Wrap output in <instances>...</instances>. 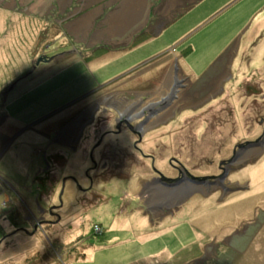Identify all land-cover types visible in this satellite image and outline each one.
<instances>
[{
  "label": "rangeland",
  "instance_id": "rangeland-1",
  "mask_svg": "<svg viewBox=\"0 0 264 264\" xmlns=\"http://www.w3.org/2000/svg\"><path fill=\"white\" fill-rule=\"evenodd\" d=\"M134 2L0 0V264H264V0H148L114 46ZM156 49L181 88L145 125L79 112Z\"/></svg>",
  "mask_w": 264,
  "mask_h": 264
},
{
  "label": "crops",
  "instance_id": "crops-1",
  "mask_svg": "<svg viewBox=\"0 0 264 264\" xmlns=\"http://www.w3.org/2000/svg\"><path fill=\"white\" fill-rule=\"evenodd\" d=\"M116 1H119V3H117L116 7L114 8L115 10L113 9L114 11L111 10V12H114V13L116 12V10H118L121 7L122 3H125L128 8H129V6L134 7V5H135L134 0H107L108 4H112V2L114 3ZM147 1L148 0H142L141 9H139L138 13L134 14L131 19H129V17H128V22H127V24H125V26L122 27V29L117 30L115 33L113 32L114 31L113 28L107 29L106 35L111 34L110 32H113L112 34H114V35H108V36H113L112 42L115 43L114 46H118V45L120 46V43L122 42V40L127 41V44H125V46L126 45H129V46L130 45H136L138 42H140L141 40L146 38V37H144V35H146V34H153V36H156L159 34V30H160L159 24L161 23V21H159V19L161 17L158 16V21L152 25H149L150 20L152 18H155L156 15L154 14V11H153L154 8L152 6H150V4ZM147 3L149 4V6L146 7ZM151 4H153V3H151ZM123 7L125 8V6H123ZM131 11H133V10H131ZM151 11H152V14H151ZM156 11H158L157 8L155 9V12ZM158 12H161V10ZM126 13H128V15H129V13L131 14L129 9ZM144 17H146V18H144ZM104 28H106L105 25H102L101 28H99L97 31L100 33L103 31ZM100 29H102V31H99ZM109 29H111V30H109ZM133 40H138V41L132 44ZM151 43H153V42H148V44H151ZM125 46H122V47H125ZM139 48H141V47H139ZM114 49H117V47H115ZM109 51H110V49H107L105 51V53H107ZM158 51H159V49H156L152 52H148L147 54H146V52H143L144 56H143V58H141L139 60V62L138 61H131L128 63V65H130V64L132 65V64L136 63V65L131 70L136 69L135 71H137V68H139L143 64H146L152 60H156L159 57H162L160 62L152 65V67H150L148 70L141 72V74H139V76L137 75L138 77H136L132 73V75L129 76V81L125 84L126 86H122V88H120V90H128V91L134 90L138 94H140V96L155 92V96H153L151 99L155 103L159 100L160 95L166 94V92H164V91L169 90L171 83L174 81L173 79L178 74H176V71L172 70L173 67L171 66V62L169 61V59L165 58V56H161V54H159ZM130 71H128V72H130ZM161 75H162V78H160V79H162V82L157 85L156 84L157 81H155V80L157 79V77H160ZM134 77H136V78H134ZM167 82L169 84H167Z\"/></svg>",
  "mask_w": 264,
  "mask_h": 264
},
{
  "label": "flooded vegetation",
  "instance_id": "flooded-vegetation-1",
  "mask_svg": "<svg viewBox=\"0 0 264 264\" xmlns=\"http://www.w3.org/2000/svg\"><path fill=\"white\" fill-rule=\"evenodd\" d=\"M155 9H156V7H155ZM155 9H153L154 14H156ZM151 14H152V11H151ZM176 74H177V72H176ZM180 85H181L180 81L174 80L171 83V86H170L169 90L166 92L165 99L166 100H171L172 96H174V94L175 95L177 94V96H178V93L180 92L179 88H181ZM129 91L128 90H122V91H116V92L115 91L114 92L110 91V93L108 94L109 96H103V94H101L102 96H100V97H102V98H99L98 100H96V101H94L93 103H90V104L88 102L87 103L88 105L85 104L87 106L84 105V107H82L79 112L84 113V110L86 109L87 110V114L89 113V115H90V112H91L93 106L95 105V103H97V104L98 103H103L105 106L109 107L110 111L113 112V113H118L119 114L120 112H122V115L127 120H133L135 118H139L136 121V122H138V124L135 127L132 126L131 124H129V125L131 126L130 129H132V130L134 128H135V130L138 129V128L140 129L143 125H145L151 119V117H149V114L152 111H155L156 109L162 107L163 105L162 106L158 105L159 100L157 101L158 103L156 102L157 104L154 101H151L152 97L155 96V92L140 96V94H138L134 90L132 92H129ZM124 92H128V94L130 93L129 97L116 99L115 102L111 100V98H113L116 95H125L126 96V94H123ZM118 93H122V94H118ZM162 101H164V100H162ZM169 103H170V101H167L165 104L168 106ZM165 104H164V106H165ZM128 107H130L131 113H129L130 109ZM123 123H125V122H124L123 119H121L120 124H123ZM244 147L245 146H242L238 151L235 150L233 152L234 153V156H233L234 157V159H233L234 161L239 160L240 154L242 153ZM156 182H157L156 179H150L146 183H147V185H152V184H155ZM139 198L140 197H138V199Z\"/></svg>",
  "mask_w": 264,
  "mask_h": 264
},
{
  "label": "water",
  "instance_id": "water-1",
  "mask_svg": "<svg viewBox=\"0 0 264 264\" xmlns=\"http://www.w3.org/2000/svg\"><path fill=\"white\" fill-rule=\"evenodd\" d=\"M46 58V57H45ZM41 60H48V59H43V58H39L38 60H37V63H39ZM129 109H130V107H128ZM129 113H131V109H130V112ZM154 113V111H152L151 113H150V116L149 117H151V115ZM120 115H122V112H120L119 113ZM148 120V119H147ZM127 121V120H126ZM259 139V138H258ZM255 140V141H248V142H246L245 144H239V148H241L242 146H245L244 148H248V147H250V146H252V145H257L258 144V142L260 141V140ZM232 159H234V157L232 158ZM163 177V176H162ZM164 178V177H163ZM165 180H166V183L169 185V186H172V185H175V183L177 184V182L178 181H180V179H178V178H174V179H168V178H164ZM1 242V241H0Z\"/></svg>",
  "mask_w": 264,
  "mask_h": 264
},
{
  "label": "trees",
  "instance_id": "trees-1",
  "mask_svg": "<svg viewBox=\"0 0 264 264\" xmlns=\"http://www.w3.org/2000/svg\"><path fill=\"white\" fill-rule=\"evenodd\" d=\"M98 225H100V224H97V226H98ZM100 228H101V227H100ZM22 231H23V230H21V229L18 230V232H22ZM99 231H102V230H99ZM92 233H93V232H92ZM101 233H102V232H101ZM93 234L96 235V234H97V231H96L95 233H93ZM99 234H100V233H99ZM7 237H8V236H7ZM3 240H4V239L0 240V241H1V242H0V245L4 242ZM4 248H7V247H4Z\"/></svg>",
  "mask_w": 264,
  "mask_h": 264
}]
</instances>
